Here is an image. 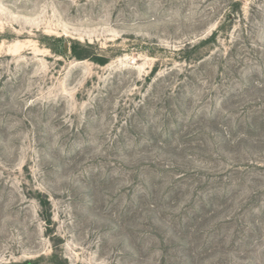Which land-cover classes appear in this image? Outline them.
<instances>
[{"label":"rangeland","instance_id":"rangeland-1","mask_svg":"<svg viewBox=\"0 0 264 264\" xmlns=\"http://www.w3.org/2000/svg\"><path fill=\"white\" fill-rule=\"evenodd\" d=\"M53 255L264 264V0H0V264Z\"/></svg>","mask_w":264,"mask_h":264},{"label":"trees","instance_id":"trees-1","mask_svg":"<svg viewBox=\"0 0 264 264\" xmlns=\"http://www.w3.org/2000/svg\"><path fill=\"white\" fill-rule=\"evenodd\" d=\"M214 35V34H213ZM213 37H211V40H213ZM206 41H204L202 44H204ZM92 46L89 44H81L78 41H72L69 45V51L71 57H73L76 60H91L92 62L98 64V65H104L106 63V60H104L102 57H96L91 56ZM92 54V53H91ZM9 264H17V263H9ZM21 264H39V260L35 261H24ZM47 264H67L65 261L58 260L55 255L51 256L48 260Z\"/></svg>","mask_w":264,"mask_h":264}]
</instances>
